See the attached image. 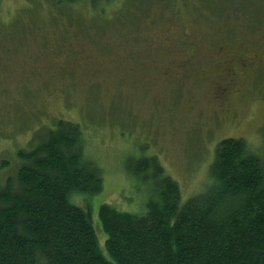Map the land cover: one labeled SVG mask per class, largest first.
Here are the masks:
<instances>
[{"label": "rangeland", "instance_id": "rangeland-1", "mask_svg": "<svg viewBox=\"0 0 264 264\" xmlns=\"http://www.w3.org/2000/svg\"><path fill=\"white\" fill-rule=\"evenodd\" d=\"M242 1L250 4L229 12L216 0H0V183L35 131L59 118L78 123L83 158L103 185L69 200L115 264L99 205L142 214L158 197L154 177L129 164L155 155L183 202L213 182L221 139L242 138L264 159V0ZM182 40L193 43L192 64L182 62ZM237 54L253 63L237 67L218 99L223 60Z\"/></svg>", "mask_w": 264, "mask_h": 264}, {"label": "trees", "instance_id": "trees-1", "mask_svg": "<svg viewBox=\"0 0 264 264\" xmlns=\"http://www.w3.org/2000/svg\"><path fill=\"white\" fill-rule=\"evenodd\" d=\"M216 1L229 12L250 4ZM81 141L79 124L59 118L17 150L15 172L0 183V264H113L99 251L87 212L69 200L74 190L93 193L103 185L98 168L83 158ZM132 163L135 175L154 177L158 197L142 214L99 205L115 264H264V159L242 138L217 143L213 182L183 202L155 155Z\"/></svg>", "mask_w": 264, "mask_h": 264}, {"label": "flooded vegetation", "instance_id": "flooded-vegetation-1", "mask_svg": "<svg viewBox=\"0 0 264 264\" xmlns=\"http://www.w3.org/2000/svg\"><path fill=\"white\" fill-rule=\"evenodd\" d=\"M181 43L182 46L180 47V49H182V54L185 55V57L182 58V62H184L186 65L190 63L191 64L194 63L196 60L197 53H195L196 51L193 47V43L186 40H182ZM189 52L192 53L189 54ZM223 61L225 64L224 67L225 75L221 80V82L216 84L217 85L216 97L218 99L223 98L227 93L229 94L232 88L234 87V85H236V79L238 76L237 67L242 69L247 64L253 63V58L252 59L251 57L244 58L243 56L237 54V55H231L228 58H225ZM172 72L173 70L169 67L167 73H172Z\"/></svg>", "mask_w": 264, "mask_h": 264}]
</instances>
